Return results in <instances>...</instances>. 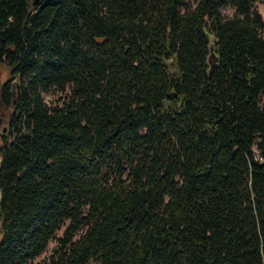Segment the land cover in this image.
Segmentation results:
<instances>
[{"label": "trees", "instance_id": "obj_1", "mask_svg": "<svg viewBox=\"0 0 264 264\" xmlns=\"http://www.w3.org/2000/svg\"><path fill=\"white\" fill-rule=\"evenodd\" d=\"M257 1L0 0V264H264Z\"/></svg>", "mask_w": 264, "mask_h": 264}, {"label": "rangeland", "instance_id": "obj_2", "mask_svg": "<svg viewBox=\"0 0 264 264\" xmlns=\"http://www.w3.org/2000/svg\"><path fill=\"white\" fill-rule=\"evenodd\" d=\"M256 7L264 15V0H258L256 2ZM222 12L225 15H227V16H231L234 13L233 9L230 8V7H224L222 9ZM1 72H2L1 81H4L7 78V76H8L6 68L5 67L1 68ZM43 96H44V99L46 100V102L51 103L52 100L54 101V99H56L58 97V94L55 93V92H53V91H51V92H48V93H44ZM4 127L6 128V131L5 132H3V128ZM8 130H9V124L8 123H2V124H0V133H2L1 136H0V138L4 134H7ZM0 146H2V140L1 139H0ZM61 234H62V231L59 232V235H61ZM1 237H2V230H1V225H0V239H1ZM55 245H56V240H53L50 243L48 249L39 258H37L35 260V262H38V261H40V260L48 257L52 253Z\"/></svg>", "mask_w": 264, "mask_h": 264}, {"label": "water", "instance_id": "obj_3", "mask_svg": "<svg viewBox=\"0 0 264 264\" xmlns=\"http://www.w3.org/2000/svg\"><path fill=\"white\" fill-rule=\"evenodd\" d=\"M42 0H30V4H29V9L30 11H34L38 8V6L41 4ZM214 61H215V57L214 54L211 53L210 57H209V63H210V70H212L213 65H214ZM6 131V128H3V132ZM2 133H0L1 136ZM1 160V159H0Z\"/></svg>", "mask_w": 264, "mask_h": 264}]
</instances>
